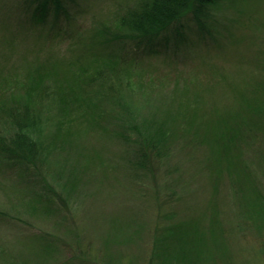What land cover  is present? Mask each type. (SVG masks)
<instances>
[{"label":"rangeland","instance_id":"rangeland-1","mask_svg":"<svg viewBox=\"0 0 264 264\" xmlns=\"http://www.w3.org/2000/svg\"><path fill=\"white\" fill-rule=\"evenodd\" d=\"M11 1L0 108L30 86L47 94L41 175L0 159V264H264V114L251 116L264 111V0H216L202 27L124 68L84 56L137 0L35 24L2 20ZM104 70L106 87L93 82Z\"/></svg>","mask_w":264,"mask_h":264},{"label":"trees","instance_id":"trees-1","mask_svg":"<svg viewBox=\"0 0 264 264\" xmlns=\"http://www.w3.org/2000/svg\"><path fill=\"white\" fill-rule=\"evenodd\" d=\"M83 1L12 0L9 4L3 3V15L5 17L2 20L7 22L8 19H12L10 10H14L24 16L25 23L35 24L43 22L52 11L56 10L59 13L56 20L66 23L71 17H74L68 8L72 6L80 9ZM215 2L216 0H137L136 4L116 16L114 25L102 28L100 40L97 39L87 49L84 59L93 58L94 61L98 60L104 63H107V60L114 63L116 61L124 68L130 62H137L141 58L140 52H152L160 42L165 45L170 42V39H175L178 29L185 24L195 23L202 27L206 19H209L210 9ZM6 26L7 24L0 26V32H2V28L3 32H6ZM56 26L59 29L57 32L60 33L59 25ZM24 28L32 30V27L27 25L26 27L24 25ZM51 31L55 32L54 29ZM79 63L82 64L79 65L81 67L85 66L84 60ZM39 68L41 69V65L35 69ZM118 75L115 74V78ZM96 80L106 87L110 77L104 70L95 75L93 82ZM54 91L52 89L50 93L54 94ZM31 94L33 95L31 96ZM46 94V90L33 89L30 86L27 90L29 99H26L24 104L16 106L13 104L11 107L5 108L3 106L0 108V123L8 126L6 129L2 127L4 130L0 131V159L7 163H22L34 169V175L37 177L41 175L42 155L33 136V132L39 127V115L37 116L34 112H36L38 105L36 96L42 98V95L45 97ZM263 114V109L257 107V111L254 110L251 116L257 119L256 115L260 117ZM221 143L225 148L226 144ZM142 154L141 159L145 168L150 159L151 151L149 153L142 152ZM56 198L63 200L60 194H57Z\"/></svg>","mask_w":264,"mask_h":264}]
</instances>
